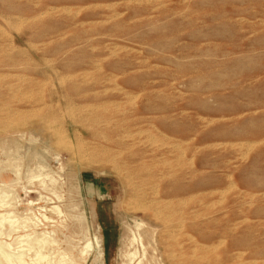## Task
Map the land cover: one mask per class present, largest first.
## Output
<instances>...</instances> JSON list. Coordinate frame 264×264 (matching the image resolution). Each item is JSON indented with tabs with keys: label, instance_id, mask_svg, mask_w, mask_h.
I'll use <instances>...</instances> for the list:
<instances>
[{
	"label": "rangeland",
	"instance_id": "rangeland-1",
	"mask_svg": "<svg viewBox=\"0 0 264 264\" xmlns=\"http://www.w3.org/2000/svg\"><path fill=\"white\" fill-rule=\"evenodd\" d=\"M0 221L14 264H264V0H0Z\"/></svg>",
	"mask_w": 264,
	"mask_h": 264
},
{
	"label": "bare ground",
	"instance_id": "bare-ground-1",
	"mask_svg": "<svg viewBox=\"0 0 264 264\" xmlns=\"http://www.w3.org/2000/svg\"><path fill=\"white\" fill-rule=\"evenodd\" d=\"M17 22V21H16ZM4 74V73H3ZM41 106V105H40ZM97 106V105H96ZM38 107V106H37ZM31 108V107H30ZM86 108V107H85ZM17 109V108H16ZM37 109V108H36ZM92 109V108H91ZM32 110H34V109H32ZM27 111V110H26ZM38 111V110H37ZM25 114V113H24ZM65 114V113H64ZM7 119V118H6ZM25 120V119H24ZM52 121H54V120H52ZM58 134V132L56 133V135ZM59 135V134H58ZM61 135V134H60ZM127 136V135H126ZM21 137V136H20ZM61 137V136H60ZM103 138V137H102ZM58 139H59V136H58ZM83 140V139H82ZM104 140V139H103ZM89 141V140H88ZM58 142V141H57ZM62 142H64L65 143V141H62ZM58 144H61V143H59L58 142ZM100 144V143H99ZM71 145V144H70ZM70 145H68V146H70ZM60 146V145H59ZM64 146H66V145H64ZM104 146V145H103ZM71 147V146H70ZM70 147H68V148H70ZM72 148V147H71ZM78 154V153H77ZM73 158V157H72ZM132 186V185H131ZM5 194V193H4ZM172 209V208H171ZM154 214V213H153ZM3 218V217H2ZM0 224H2V221H0ZM33 225V224H32ZM35 226V225H34ZM167 230V229H166ZM44 239L45 238H43V239H38V240H36V242H35V244L36 245H39L40 244V246L39 247H37V257H40L42 254H41V251L43 250V249H45L43 246H44ZM41 244H43L42 246H41ZM51 244H49V246H50ZM7 247L9 248L10 247V245H7ZM181 247V246H180ZM89 247L88 246H85L82 250H80V252H79V254H80V256L82 257V258H84L86 255H87V253H88V249ZM32 248L31 247H29V249L28 250H31ZM34 249V248H33ZM193 250V249H192ZM195 250H197V249H195ZM171 254V253H170ZM173 255V254H172ZM198 257V256H197ZM18 259L17 258H14L12 255H10V254H8L7 252H6V249H5V246L4 245H1L0 244V264H2V263H5V264H14V261H17ZM179 262V261H178ZM56 264H79V261H77V260H75L72 256H63V257H61L58 261H57V263Z\"/></svg>",
	"mask_w": 264,
	"mask_h": 264
}]
</instances>
